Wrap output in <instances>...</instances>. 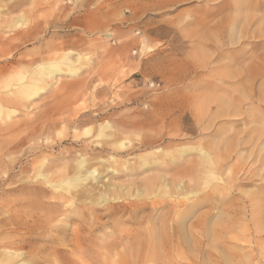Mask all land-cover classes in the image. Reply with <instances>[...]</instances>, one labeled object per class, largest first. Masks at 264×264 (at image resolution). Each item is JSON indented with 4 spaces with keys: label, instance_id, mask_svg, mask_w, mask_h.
Returning <instances> with one entry per match:
<instances>
[{
    "label": "rangeland",
    "instance_id": "1",
    "mask_svg": "<svg viewBox=\"0 0 264 264\" xmlns=\"http://www.w3.org/2000/svg\"><path fill=\"white\" fill-rule=\"evenodd\" d=\"M31 1L16 33L38 34L0 35V126L15 131L0 137V241L18 242L0 244V252L17 255L0 264H264V231L257 233L250 205L264 184L255 159L264 145V70L249 73L251 82L246 72L264 64V0H247L243 15L237 0ZM67 53L80 59L78 70L63 65L65 73L46 77L41 65ZM226 71L247 74L238 84ZM31 79L35 87L21 92ZM248 134L261 140L248 144ZM233 137L246 143L231 150ZM81 160L97 177L70 183ZM212 168L224 180L237 168L239 186L217 193L222 181L207 176ZM148 178L159 180L155 193L144 190ZM192 189L200 195L186 199ZM214 189L226 203L198 206L179 235L180 212ZM97 195L108 198L97 202Z\"/></svg>",
    "mask_w": 264,
    "mask_h": 264
},
{
    "label": "bare ground",
    "instance_id": "2",
    "mask_svg": "<svg viewBox=\"0 0 264 264\" xmlns=\"http://www.w3.org/2000/svg\"><path fill=\"white\" fill-rule=\"evenodd\" d=\"M60 1H64V0H60ZM236 1V0H235ZM234 1V2H235ZM32 1L30 0H10L9 1V4L8 5H6V6H1L0 5V18H2V17H9V19L8 20H5V22L3 21V20H1L0 19V35L1 34H13V33H15V35H13L14 36V38H23V37H28V38H34L35 36H36V34H38L37 32H38V29H37V32H36V29H34V28H32V29H30L29 31H24V32H20V33H16V30L17 29H20L19 28V26H20V21H22L24 18V16H26V14H27V12L26 11H23V7L25 6L26 7V4H29V3H31ZM245 2H247L248 4H250L247 0H237L235 3H234V8H236V10L237 11H239L240 12V14H241V10L242 9H245V6H246V4H245ZM11 3V4H10ZM46 3V2H45ZM262 3V2H261ZM41 4V3H40ZM256 4V3H255ZM32 5V4H31ZM36 5V4H35ZM227 5V4H226ZM230 5V4H229ZM28 6V5H27ZM36 8L38 7V6H35ZM226 7V6H225ZM27 8V7H26ZM35 8V9H36ZM213 8V7H212ZM219 8V7H218ZM224 8V7H223ZM30 9V8H29ZM230 9V8H229ZM254 10V9H253ZM16 13H21V15L20 16H13L14 14H16ZM245 13V12H244ZM35 14V13H34ZM203 14V13H202ZM248 14V13H247ZM253 14V13H252ZM241 15H243V11H242V14ZM241 15H239L238 14V16H241ZM237 16V18H240V17H238ZM244 17H246V14H245V16ZM248 17H249V14H248ZM264 17V16H263ZM229 18V17H228ZM237 18H236V20H237ZM247 18V17H246ZM232 19V18H231ZM242 19V18H241ZM248 19V18H247ZM261 19V18H260ZM239 20V19H238ZM31 22V21H30ZM29 22V23H30ZM210 22V21H209ZM219 25V24H218ZM38 26V25H37ZM22 27V26H21ZM27 27H30V26H27ZM21 31V30H20ZM216 32V31H215ZM36 33V34H35ZM218 33V32H217ZM108 34V33H107ZM109 35H112V33H109ZM7 36V35H6ZM220 36V35H219ZM12 37V36H11ZM236 37V36H235ZM13 38V37H12ZM210 40V39H209ZM213 40V39H212ZM237 40V39H236ZM234 41V40H233ZM203 43V42H202ZM205 43V42H204ZM207 43V42H206ZM208 48V47H207ZM217 48V47H216ZM218 50V49H217ZM220 50V49H219ZM248 51V50H247ZM221 53V52H220ZM236 54V53H235ZM219 55V54H218ZM237 55V54H236ZM217 56V55H216ZM237 57V56H236ZM221 58V57H220ZM219 58V59H220ZM242 58V57H241ZM235 59V57L232 59H230V60H232V62H235V61H237L238 59H236V60H234ZM79 58H72L71 57V54L70 53H67V54H65V55H63L58 61H54L53 63H45V64H42L41 65V68L43 69V71H45V73H44V75L46 76V77H51V76H56V75H58V74H60V73H65L64 72V69L62 68V66L63 65H66L67 66V68H69V69H71V71H76V70H78V69H75V70H73V68L77 65V63L79 62ZM206 60V59H205ZM242 60V59H241ZM240 61V60H239ZM211 62V61H210ZM238 62V61H237ZM262 62H263V60H262ZM216 63V62H215ZM224 64V63H223ZM259 64V63H258ZM229 64L227 63V66H228ZM252 65H254V64H252ZM257 65V64H256ZM261 65V64H260ZM260 65H258V66H249V67H247L246 69V72L248 71V76L251 74V75H258V73H261L260 71H263L264 70V64L261 66V67H259ZM230 66V65H229ZM40 67V66H39ZM191 70V69H190ZM264 72V71H263ZM207 73V72H206ZM241 73H244L243 74V77H244V75H246L245 74V72H241L240 71V73H238V72H234V71H229V72H227L226 71V73H225V76L226 77H228L229 79H234V77H239V76H241ZM250 73V74H249ZM238 74H240V75H238ZM224 76V77H225ZM243 77H239V79L237 80V82L236 83H238V84H240V82L242 83V81H243ZM251 76H249V79H250V82L252 81L251 80V78H250ZM204 78V77H203ZM245 78H246V76H245ZM253 78L255 79L256 77L255 76H253ZM49 79V78H48ZM253 79V80H254ZM235 80V81H236ZM42 81V80H41ZM230 81V80H229ZM245 81V80H244ZM247 81V80H246ZM208 82V81H207ZM210 82V81H209ZM208 82V83H209ZM235 83V82H234ZM236 85V84H235ZM35 86H34V80L33 79H31L26 85H23L22 87H21V92H23V93H26V92H28L29 90H32L33 88H34ZM209 87V86H208ZM36 91V90H35ZM6 101H8V100H6ZM224 102V101H223ZM221 103V102H220ZM219 103V104H220ZM224 104V103H223ZM226 105H229V104H226ZM229 106H231V105H229ZM219 107L221 108L222 106H220L219 105ZM228 106H226V111H224V109L223 110H220L219 108V113L217 114V116L218 117H221V116H223V115H227V112L229 113V110H227V109H230V107L229 108H227ZM233 107V106H232ZM223 108H224V106H223ZM231 109H233V108H231ZM234 109L236 110V111H238V108H235L234 107ZM233 109V110H234ZM235 111V112H236ZM231 113H234V112H232V110L230 111ZM235 115H236V113H234ZM1 115V114H0ZM261 116H263V115H261ZM10 117V115L8 114L7 115V118H9ZM252 117V116H251ZM260 117V115L257 117V118H259ZM257 118H255V119H257ZM13 119V118H12ZM255 119H254V121H255ZM260 119H262V117L260 118ZM259 119V120H260ZM251 120V119H250ZM259 120H258V122H259ZM262 120H264V119H262ZM261 120V122L260 123H263L264 121H262ZM202 121V120H201ZM252 121V120H251ZM253 121V122H254ZM28 122V121H27ZM30 122V121H29ZM253 122H251V123H253ZM254 123H256V122H254ZM215 124V123H214ZM261 125V124H260ZM263 125H264V123H263ZM262 125V126H263ZM12 126L13 125H8V126H6V127H2V126H0V137H4V140H6V139H11L10 138V136L12 135V133L14 134L15 133V131H14V129L12 128ZM22 126V125H21ZM256 128H257V126H255ZM254 127V128H255ZM18 128V127H17ZM21 128V127H20ZM213 128V127H212ZM254 128L253 129H251V131L252 132H255V133H257L258 134V132L260 133V132H262L261 130H263V128H259V129H257L256 131H254ZM255 128V129H256ZM250 131V132H251ZM264 131V130H263ZM251 132V133H252ZM264 133V132H263ZM263 133H261L262 134V136H263ZM5 134H8V136H6ZM261 134H259V135H261ZM249 135V134H248ZM247 135V137L249 138V136H252V137H250V141H249V139L247 138V141H246V139H245V137H244V139L242 140V139H239L238 137L237 138H234L233 137V140L232 141H230L231 143H229V144H227L228 146H227V148H231V147H238V145L240 144V143H246V142H249L248 144H251V142H254V140H256L257 138H258V140H261V138L260 137H258V136H256L257 138L255 139V137H254V135H249L248 136ZM243 136V135H242ZM252 139H254V140H252ZM224 140V139H223ZM252 140V141H251ZM258 140H256V143H258L257 141ZM246 141V142H245ZM263 143H264V141H263ZM252 144H254V143H252ZM244 145H246V144H244ZM256 145V144H255ZM260 145H261V148H259V152H260V149H261V153H263L262 152V149H263V151H264V148L262 147V146H264V145H262L261 143H260ZM7 146V145H6ZM14 146V145H13ZM17 146H19V145H17ZM254 146V145H253ZM258 146V145H257ZM10 147V146H9ZM255 147V146H254ZM220 148H222V147H220ZM233 148H231V150L233 149ZM213 149H214V147H213ZM234 149H237V148H234ZM233 149V150H234ZM13 149H11V151H12ZM224 150V149H223ZM226 150V149H225ZM255 150H257L258 151V149H255ZM210 151V150H209ZM211 151H212V149H211ZM228 152L230 151L229 149L227 150ZM226 151V152H227ZM236 151V150H235ZM0 152H1V149H0ZM5 152V151H4ZM16 152V151H15ZM204 152V151H203ZM256 152V151H255ZM259 152H256V153H259ZM6 153V152H5ZM231 153V152H230ZM237 153V152H236ZM261 153H259V155L258 156H255V159H256V157H259V161H260V169H262L261 171H264V154H261ZM0 154H2V153H0ZM207 154V153H206ZM206 154L204 153L203 154V156H206ZM261 154V155H260ZM3 155V154H2ZM253 156H254V153L252 154ZM218 156V155H217ZM231 156V155H230ZM0 157H1V155H0ZM227 157V156H226ZM204 158V157H203ZM207 158V157H206ZM2 159H3V156H2ZM2 159H0L1 160V164H2ZM218 159V158H217ZM220 159V158H219ZM5 160V159H4ZM6 161V160H5ZM156 161V163L158 162L157 160H155ZM205 161H207V160H205ZM252 161V160H251ZM146 162V161H145ZM216 162V161H215ZM254 162V161H253ZM256 162L258 163V161L256 160ZM159 163V162H158ZM212 163V162H211ZM214 163V162H213ZM218 163V162H217ZM49 165V164H48ZM78 165V164H77ZM145 165V164H144ZM146 165H147V162H146ZM219 165V164H218ZM230 165V164H229ZM8 166V165H7ZM198 166H202V167H204L203 165H198ZM256 166V165H255ZM49 167V166H48ZM224 167V164L223 163H221L219 166H218V168H223ZM234 167V166H233ZM80 168V169H79ZM252 168V167H251ZM76 170H78L77 171V173L72 177V178H69L70 179V183L71 182H78V183H83L84 182V180H88L90 177H92V179H95L97 176H93L94 175V173L97 171V168H89V169H87L86 167H85V162H84V160H81L80 162H79V165H78V167L76 168ZM111 170V169H110ZM112 170H113V172H115L116 171V169L115 168H112ZM197 170V169H196ZM202 170H204V169H200V171H202ZM233 170V171H232ZM238 171L239 170H237V168H235V169H231L230 170V173H229V175H228V178H227V180H224L223 179V177L221 178L220 176H219V174L216 172V170L215 169H211L209 172H208V177L210 176V175H213V178L215 179V180H221L222 182H219L218 184H219V189L218 190H216L217 191V193L218 192H222V194L225 196H227L228 194H230L231 192H232V189L234 188V187H236V186H239V182H238V180H239V178H238V176H236L235 174H237L238 173ZM254 171V170H253ZM260 171V170H259ZM260 171V172H261ZM207 172V171H206ZM195 174H196V172H194ZM259 173V172H258ZM3 174V173H2ZM40 174V173H39ZM207 174V173H206ZM40 175H42V174H40ZM192 175H194V174H192ZM252 175V174H251ZM250 175V176H251ZM201 176V175H200ZM258 179L260 178V175L258 174ZM157 177V176H156ZM155 177V178H156ZM196 177V176H195ZM195 177H194V179H195ZM264 177V172H263V175H262V178ZM150 178V177H149ZM148 178V180H146V182H145V185H146V189L144 188V190L145 191H148V192H150V194H151V192L152 193H155V187H157V186H159L160 184H158L157 182H159V180L158 181H156V179H149ZM151 178H153V177H151ZM160 179V178H159ZM156 181V184H155V181ZM198 179H197V177H196V180H193V181H197ZM200 180V179H199ZM241 180V179H240ZM248 180V179H247ZM145 181V180H144ZM27 182V181H26ZM62 182H64V181H62ZM201 182V181H200ZM237 182L239 183V184H237ZM241 182V181H240ZM251 183H253L254 181H250ZM264 182V181H263ZM46 183V182H45ZM77 183V184H78ZM178 184H179V182H177ZM195 183V182H194ZM13 184V183H12ZM52 183H49V185H51ZM143 184V183H142ZM258 184V183H257ZM16 185V184H15ZM56 185V184H55ZM72 185V184H71ZM74 185V184H73ZM196 185V184H195ZM244 185V184H243ZM59 186V185H58ZM176 186V185H175ZM181 185H178V189H179V187H180ZM193 186V185H192ZM191 185H190V188L192 187ZM197 186V185H196ZM194 187L195 189L197 188V187ZM200 186H202V184H200ZM62 187H63V185H62ZM78 187V186H77ZM161 187V186H160ZM258 187V189H259V191H261L262 192V197L261 196H259L258 195V191L257 192H255V193H257V195L255 194H253L252 196L254 197H252V199H254V203L253 204H250L251 205V210H253L254 212H255V217H254V222L253 223H257V224H259V225H257V233L258 232H262V231H264V225H263V221L261 222V219H263L264 218V198H263V192H264V184H260V185H258L257 186ZM7 188V187H6ZM159 187H157V189H158ZM162 188V191L163 192H167L168 190H169V186L168 185H164V186H162L161 187ZM160 188V189H161ZM186 188V186L184 187V189ZM188 188V187H187ZM190 188H188V189H190ZM240 188V187H239ZM11 189V188H10ZM17 189V188H16ZM15 189V190H16ZM183 189V188H182ZM238 191H239V189L238 188H236ZM180 190V189H179ZM198 190H199V187H198ZM200 191V190H199ZM234 191V190H233ZM237 191V192H238ZM5 192V191H4ZM138 192L139 193H141L142 192V189L140 188V189H138ZM214 192H215V189L212 191V190H210V193H207V192H205L203 195H208V197L206 198V200L205 201H203V200H197V202H192V205H190L188 208H186L187 210H184V211H182V212H180V217H181V219L179 220L180 221V224L179 225H177V230H178V234L180 235L181 233H182V221H183V218H185V217H187L188 215H190V214H192V212L193 211H195L196 210V208L198 209V206H201V205H205V204H207L208 203V205H211V207L212 206H215L212 202L214 201V200H217L218 198L217 197H214ZM235 192V191H234ZM196 193V191H194L193 189H192V191H189L187 194H185V198L186 199H189V198H191L192 196H194L195 197V195L196 196H198V195H200V194H195ZM40 194V193H39ZM102 194H104V193H102ZM107 195H109L110 194V192H108V193H106ZM237 194H239V193H237ZM2 195V194H1ZM248 195V194H247ZM98 196V195H97ZM121 196L122 195H120V194H113V198L112 199H120L121 198ZM215 196H219V194H217V195H215ZM225 196V197H226ZM238 196V195H237ZM236 196V197H237ZM95 197V196H94ZM220 197V196H219ZM221 197H222V195H221ZM225 197H222V198H219L218 199V202H221L222 204L223 203H226V198ZM40 198V197H39ZM105 198H108V197H106V195H100V196H98V197H96V200H97V202H103V201H105ZM227 199H230V197H227ZM235 199V198H234ZM25 200V199H24ZM108 200V199H107ZM238 200V199H237ZM211 201V203H209V202ZM231 201V200H230ZM241 201V200H240ZM253 201V200H252ZM12 202H14V200L13 201H11L10 202V207H9V210H8V216H9V218L10 219H14L15 218V213H14V210H15V206H14V204H13V206H12ZM16 202V201H15ZM237 202V201H236ZM55 203V202H54ZM96 203V202H95ZM146 204V203H145ZM179 204V203H178ZM190 204V203H189ZM16 205V204H15ZM30 205V204H29ZM155 205V204H154ZM175 205H176V203H175ZM226 205V204H225ZM152 206V205H151ZM47 207V206H46ZM187 207V206H186ZM202 207H204V206H202ZM120 208V207H119ZM140 208H142V205L140 206V205H138L137 206V208H135V212H139L138 211V209H140ZM177 207H175V209H176ZM227 209V208H226ZM3 210V206H1V204H0V212ZM17 210V209H16ZM177 210V209H176ZM181 210V209H180ZM250 210V209H249ZM18 211H19V209H18ZM142 210H140V212H141ZM167 211V213H169L170 212V210H166ZM242 209H239L238 210V212L239 213H242ZM22 213V212H21ZM177 213V212H176ZM17 214V213H16ZM236 214V213H235ZM28 215V214H27ZM168 215V214H167ZM109 216V215H108ZM18 216H16V218H17ZM20 217V216H19ZM18 217V218H19ZM30 217V216H29ZM78 217V216H77ZM170 217V216H169ZM33 218V217H32ZM51 218V217H50ZM161 218V217H160ZM199 218H201L200 216H199ZM202 218H203V216H202ZM201 218V219H202ZM239 218V217H238ZM252 218V217H251ZM52 219V218H51ZM77 219V218H76ZM204 220H205V217L203 218ZM5 220H7V218L5 219ZM20 220V219H19ZM199 220V219H198ZM237 220V219H236ZM139 221V220H138ZM137 221V222H138ZM196 221V220H195ZM14 222V221H13ZM21 222H22V220H21ZM140 222V221H139ZM199 222V221H198ZM228 222V221H227ZM231 222H233V221H231ZM31 223V222H30ZM99 223V222H98ZM104 223V222H103ZM142 223V222H141ZM140 223V224H141ZM200 223H202V221L200 222ZM230 223V222H229ZM101 225H102V223H100ZM193 224H194V222H193ZM204 223H202V225H203ZM226 224V223H225ZM14 225V224H13ZM12 225V226H13ZM49 225V224H48ZM199 224H197V226H198ZM201 224H200V227L202 226ZM254 225V224H253ZM24 226V225H23ZM196 226V227H197ZM219 226H222V225H219ZM14 227V226H13ZM28 227V226H27ZM102 227V226H101ZM21 229V228H20ZM41 229V228H40ZM193 229V228H192ZM191 229V230H192ZM215 229V228H214ZM213 229V230H214ZM217 229V228H216ZM222 229H225V227H223ZM256 229V228H255ZM10 230V229H9ZM64 230H65V228H64ZM43 231V230H42ZM221 231V230H220ZM223 231V230H222ZM225 231H228L227 229L226 230H224L223 232H225ZM62 232H63V230H62ZM65 232V231H64ZM154 232V231H153ZM214 232H217V231H214ZM43 233V232H42ZM112 233V232H111ZM157 233V234H156ZM194 233V232H193ZM227 232H225V234H226ZM58 234V233H57ZM149 234H150V232H149ZM155 234L157 235H155V236H151V238L152 237H154V239H155V237H158V232H155ZM160 234V233H159ZM217 234V233H216ZM223 234V233H222ZM59 235V234H58ZM220 235H221V233H220ZM65 236V235H64ZM71 236V235H70ZM121 236V235H120ZM127 236V235H126ZM232 236V235H231ZM60 238H61V236H59ZM116 237V236H115ZM125 237V236H124ZM193 237V236H192ZM226 237H227V234H226ZM150 238V237H149ZM62 239V238H61ZM115 239V238H114ZM119 239V238H118ZM136 239V238H135ZM135 239L133 240V241H135ZM153 239V240H154ZM32 240V239H31ZM60 240V239H59ZM64 240H65V238H64ZM151 240V239H150ZM36 241V240H35ZM34 241V242H35ZM156 241V240H155ZM154 241V242H155ZM63 242H65V241H63ZM153 241H152V243L154 244V246H153V244L151 243L150 244V246H151V249H153L152 251H153V254L154 255H157L158 253H159V248H160V244L158 243V241H156L155 243H154ZM28 243H29V241H28ZM110 243V242H109ZM137 243L138 244H140L138 241H137ZM223 243V242H222ZM0 244H2L1 246H3V247H5V248H10V249H12V248H15V246L18 244V242L16 241V240H13V241H8V242H5V241H0ZM64 244V243H63ZM75 244V243H74ZM144 244V243H143ZM32 245V244H31ZM110 244H108L107 246H109ZM142 245V244H141ZM261 245V244H260ZM33 246H34V244H33ZM32 246V247H33ZM113 246H114V244H113ZM112 246V244L108 247V248H112L113 247ZM143 246V245H142ZM222 246V245H221ZM63 247V246H62ZM162 247V246H161ZM34 248V247H33ZM132 248V247H131ZM56 249V248H55ZM54 249V250H55ZM72 249V248H71ZM129 249V248H128ZM4 250V249H3ZM2 250V251H3ZM6 250V249H5ZM14 250V249H13ZM140 250H142V249H140ZM203 250V249H202ZM151 251V250H150ZM6 252V251H5ZM135 252V251H134ZM133 252V253H134ZM137 252V251H136ZM24 253V252H23ZM169 253V252H168ZM167 253V254H168ZM207 253H208V251H207ZM150 254H151V252H150ZM149 254V255H150ZM114 255V254H113ZM160 255V254H159ZM158 255V256H159ZM19 256V255H18ZM157 256V257H158ZM232 256H234V257H236V256H239V254H233ZM242 256V255H241ZM14 257H17V255H16V250H15V254H13V253H11V254H7L6 255V253H4V251L3 252H0V259H2V261H4V260H9L10 258H14ZM139 257V256H138ZM149 257V256H148ZM155 257V256H154ZM44 259V258H43ZM146 259V258H145ZM150 259V258H149ZM160 259V258H159ZM28 260H30V259H28ZM140 261H141V259H139ZM26 261V260H25ZM31 261V260H30ZM29 261V262H30ZM43 261V260H42ZM146 261V260H145ZM156 261V260H155ZM22 262V261H21ZM26 262H28V261H26ZM171 263H173V261L171 262ZM170 263V264H171ZM175 264H179V263H175Z\"/></svg>",
    "mask_w": 264,
    "mask_h": 264
}]
</instances>
